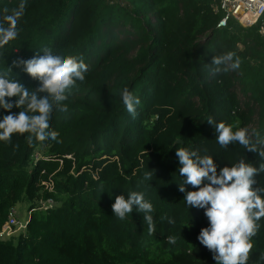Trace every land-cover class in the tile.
Here are the masks:
<instances>
[{
	"label": "trees",
	"instance_id": "obj_1",
	"mask_svg": "<svg viewBox=\"0 0 264 264\" xmlns=\"http://www.w3.org/2000/svg\"><path fill=\"white\" fill-rule=\"evenodd\" d=\"M218 3L0 0V21L23 8L17 39L0 49V68L11 78L36 91L39 79L12 61L44 49L86 65L84 80L54 103L49 131L56 139L23 133L0 141V230L18 202L30 204L25 230L0 239V264H215L197 239L209 224L204 209L187 208L179 190L176 152L211 156L217 172L241 160L264 164L258 152L238 142L221 147L216 139L224 122L233 131L246 128L264 150L261 21L245 26L233 18L218 28ZM227 52L240 67L226 61L215 71L213 57ZM125 88L140 101L134 116L122 101ZM37 152L43 156L36 159ZM256 180L254 187L264 186V172ZM133 191L153 205L151 234L136 206L124 220L113 211L116 197ZM261 223L248 264H264Z\"/></svg>",
	"mask_w": 264,
	"mask_h": 264
},
{
	"label": "clouds",
	"instance_id": "obj_2",
	"mask_svg": "<svg viewBox=\"0 0 264 264\" xmlns=\"http://www.w3.org/2000/svg\"><path fill=\"white\" fill-rule=\"evenodd\" d=\"M22 15L21 7L0 21V49L17 39V24ZM44 53L27 60L18 58L12 61L14 66H23L24 72L39 79L40 86L36 91H30L11 78L9 68H0V109L7 113L0 116V141L10 142L13 134L23 133L34 134L39 140L48 136L56 139L58 133L49 131L54 103L66 100V92L78 80H84L86 65L73 56L54 54L48 49H44ZM226 61H232V69L240 67L239 58L234 59V53L227 52L213 57L212 63L217 66L215 71H219V66ZM40 92L46 95L39 96ZM121 95L127 111L134 116L139 98L126 88ZM25 105V110L10 111ZM247 131L246 128L233 131L232 125L221 122L216 125V139L221 147L238 142L264 158V150L257 149ZM176 155L180 163L179 173L183 177L179 190L185 193L184 203L187 208L204 209L209 221L207 227L201 228L197 239L213 253L215 264H248L254 247L253 238L264 221V186L254 187L257 175L264 172V164L256 167L241 160L217 172L211 156H201L197 151L183 147L177 150ZM151 176V172H146L144 178L148 180ZM189 184L193 190L186 191L185 186ZM133 206L145 213L151 234L155 227L149 214L153 205L145 199L143 192L133 191L127 199L117 196L112 207L115 215L124 220ZM169 242L175 243V237H170ZM261 260H264V254H261Z\"/></svg>",
	"mask_w": 264,
	"mask_h": 264
},
{
	"label": "built area",
	"instance_id": "obj_3",
	"mask_svg": "<svg viewBox=\"0 0 264 264\" xmlns=\"http://www.w3.org/2000/svg\"><path fill=\"white\" fill-rule=\"evenodd\" d=\"M216 10L222 12L217 27H226L230 19H237L245 26H250L261 21L260 33L264 36V0H219ZM52 203L49 199L43 205L47 206ZM15 213V208L10 212L7 222L0 230V239H7L14 235L15 231L21 230L23 224Z\"/></svg>",
	"mask_w": 264,
	"mask_h": 264
},
{
	"label": "rangeland",
	"instance_id": "obj_4",
	"mask_svg": "<svg viewBox=\"0 0 264 264\" xmlns=\"http://www.w3.org/2000/svg\"><path fill=\"white\" fill-rule=\"evenodd\" d=\"M40 154H41V156H43L42 153L37 152V153L35 154V158H36V159H37V158H40V157H41ZM14 208H15V213L19 216L18 219H19L23 224H25V226H24L21 230H18V229H17V230L15 231L14 235H17V234H19V233H21L22 231L25 230V228H26V226H27V223H28V221H29V219H30V212H29L30 204H29L28 201H26V200H22V201L18 202V203L15 205Z\"/></svg>",
	"mask_w": 264,
	"mask_h": 264
},
{
	"label": "water",
	"instance_id": "obj_5",
	"mask_svg": "<svg viewBox=\"0 0 264 264\" xmlns=\"http://www.w3.org/2000/svg\"><path fill=\"white\" fill-rule=\"evenodd\" d=\"M177 142H182V140H178Z\"/></svg>",
	"mask_w": 264,
	"mask_h": 264
}]
</instances>
